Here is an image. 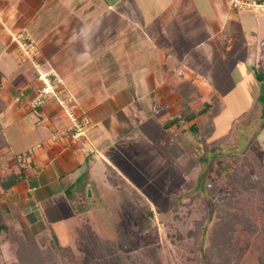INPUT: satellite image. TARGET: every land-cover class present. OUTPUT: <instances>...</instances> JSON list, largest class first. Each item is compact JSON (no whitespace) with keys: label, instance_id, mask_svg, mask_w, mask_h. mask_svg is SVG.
I'll return each instance as SVG.
<instances>
[{"label":"crops","instance_id":"1","mask_svg":"<svg viewBox=\"0 0 264 264\" xmlns=\"http://www.w3.org/2000/svg\"><path fill=\"white\" fill-rule=\"evenodd\" d=\"M232 62L259 99L264 0H0L1 248L8 232L42 237L62 207L77 213V191L93 203V184L115 188L108 166L140 191L154 160L179 172L186 132L228 143L232 131L215 138L225 100L205 79L218 87ZM46 77L55 94L35 106ZM70 113L91 121L80 139Z\"/></svg>","mask_w":264,"mask_h":264},{"label":"rangeland","instance_id":"2","mask_svg":"<svg viewBox=\"0 0 264 264\" xmlns=\"http://www.w3.org/2000/svg\"><path fill=\"white\" fill-rule=\"evenodd\" d=\"M231 64L236 70L222 80L219 88L216 81L220 80L205 79L221 91L220 97L225 100L215 119V138L232 131L228 143L211 141L209 128L199 136L186 132L183 138L187 150L179 163L185 165L190 159L199 164L198 168L183 175L181 170L174 172L167 162L154 160L153 182L143 190H134L147 204L138 196L111 187L102 178L91 188L95 202L86 200L87 191H77L83 196L82 206L77 203V213L68 206L60 208L56 217L45 221L48 232L38 238H20V243L26 246L36 242L52 254L47 253L51 258L59 256L62 246L70 247L80 264H198L201 241L209 240L203 245L210 247L213 264H264V186L245 183L238 175L231 179L225 175L226 165L241 174H261L264 83L259 99L247 95L244 89L253 79H244V64ZM256 76L264 81V69ZM248 151L254 152L251 157L245 155ZM207 180L216 188L213 196L219 197L213 202L230 212L224 213L226 222L221 227L211 224L208 235L204 233L207 216L222 215L208 200ZM179 193L186 197L176 200ZM174 200L180 203L176 208ZM235 209L242 214L234 215ZM11 262L9 249L0 246V264Z\"/></svg>","mask_w":264,"mask_h":264},{"label":"trees","instance_id":"3","mask_svg":"<svg viewBox=\"0 0 264 264\" xmlns=\"http://www.w3.org/2000/svg\"><path fill=\"white\" fill-rule=\"evenodd\" d=\"M203 113V112H201ZM227 138V137H226ZM225 138V139H226ZM254 152L252 151H248L247 153H245V155L247 157H251V154H253ZM264 158L262 157L259 160V164L261 166V174H257V173H247V174H241L237 169H235L233 166H227L226 165V172L225 175L231 179L232 176H241L242 180L246 183L248 182V184L250 185H262L264 186ZM185 166L183 167V165H181L179 162H177L175 165H177V170L181 171H185V173H191L193 172L196 168H198V163L187 159ZM188 162V163H187ZM260 175V176H257ZM107 176H108V180L110 181V183L117 188L123 189L126 192H129L130 194H133L135 196H138L139 198H141V200L143 199L136 191H134L131 187L128 186V184L126 183V181L119 176V174L110 166H108L107 168ZM210 181V180H209ZM209 181L207 180V184L205 185V189L208 192V196H209V202L212 203V205L216 208L215 210H217L218 206L216 202H213L216 199H219L218 196H213L215 195V190L216 188L211 186ZM204 187V186H203ZM251 189H255V188H251ZM245 190H248V188H246ZM249 191V190H248ZM197 193L200 194V192L198 191ZM188 196V195H187ZM185 198L186 196H182V194H178V199L176 200H181L182 198ZM221 200H223V197L221 196ZM143 202H145V200H142ZM174 202V208H176L177 206L180 205V203H178L177 201H173ZM146 203V202H145ZM147 204V203H146ZM148 209V215H151V209L150 207L146 208ZM221 212L220 215L221 218L215 216L214 218H211L209 216H207V224L205 226V230L204 233H206L208 235V232H210L213 228H210L211 224L212 227H221L223 225V223H225V216L224 213L229 214L230 212L225 209H221L218 208V212ZM242 214L240 211L235 209L234 215H239ZM236 223H239L238 221H235ZM240 224V223H239ZM20 238L18 237V235L16 234H12V233H7V236L4 240V242L8 245V249H9V254L12 257V264H80L76 258L75 255L72 251V249L70 247H65L64 249H61V252H59V256L58 257H49L47 255V253L49 255H52L49 252H44L39 246L38 243L33 242L29 245H22L20 243ZM205 241H209V240H202L201 241V246L199 248L200 252V256H199V261L198 264H213L212 258L210 256V247H208L207 245L204 247L203 244H205ZM163 264H165V262L162 261ZM82 264V263H81ZM84 264H98L97 262H89V263H84Z\"/></svg>","mask_w":264,"mask_h":264},{"label":"built area","instance_id":"4","mask_svg":"<svg viewBox=\"0 0 264 264\" xmlns=\"http://www.w3.org/2000/svg\"><path fill=\"white\" fill-rule=\"evenodd\" d=\"M237 3H239V5H242V2L237 1ZM252 4H255V2H252ZM17 39L20 42V46L24 51V54L29 58H32L35 55V50L33 49V46L24 42L25 37L23 34L18 35ZM43 82L45 83V85L38 92L37 98L34 101L35 106L44 105L47 100L55 94L53 87L49 84L47 80V77L43 79ZM70 117L73 122L74 138L80 139L81 137L85 136L87 134V131L91 127V121L86 117H76L72 113H70Z\"/></svg>","mask_w":264,"mask_h":264},{"label":"water","instance_id":"5","mask_svg":"<svg viewBox=\"0 0 264 264\" xmlns=\"http://www.w3.org/2000/svg\"><path fill=\"white\" fill-rule=\"evenodd\" d=\"M88 195H89V196L91 195V192H90V191H88Z\"/></svg>","mask_w":264,"mask_h":264}]
</instances>
